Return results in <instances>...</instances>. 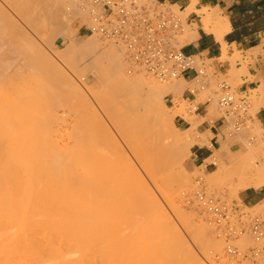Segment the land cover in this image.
I'll return each mask as SVG.
<instances>
[{
  "label": "bare ground",
  "instance_id": "1",
  "mask_svg": "<svg viewBox=\"0 0 264 264\" xmlns=\"http://www.w3.org/2000/svg\"><path fill=\"white\" fill-rule=\"evenodd\" d=\"M16 2L18 1L16 0ZM23 2H24L23 5L28 2V4H30L31 6L26 4L24 13L22 12V10L20 11L23 14L25 13L32 14V12L35 13V17L36 19H38V21L39 20L49 21V25L53 29L51 30L53 32L52 34H50V36L52 35L53 37L58 36L60 38L59 42H62L65 39H72L74 36L78 34L79 30L75 28L77 22H79L78 23L79 26L83 24H87V25L91 24V21L89 19L90 16L89 11L80 7L78 4L79 3L78 0H23ZM197 2L198 0H192L191 6L188 9H186L188 14L194 11ZM19 5L23 7L21 3ZM174 7L178 8L177 5ZM17 11H18L17 17L20 16L23 19L24 18L23 14L20 12L21 14L20 15L19 10H16V12ZM196 13H198L199 15H206V17L204 18V23H205L204 29H206L208 32L216 33L218 38H220L221 40L223 38V35L227 31V21L226 19H223L220 16V11L218 7L205 8L202 11L201 10L197 11ZM20 17L18 19H20ZM7 22L9 23V21ZM2 26L4 25H0V27ZM10 28L12 27H9V29L7 28L8 29L7 31H9ZM35 28L37 29L36 26ZM3 30L6 31L5 26L4 29H1L2 33H0V36H2V34L3 35L6 34L5 31ZM12 30H14L16 34L21 35V37L23 38L20 39L21 41L19 43L17 41L19 38L1 39L0 51H2V53L0 52V54H3L4 52L7 53L10 52V55H12L13 57L15 54H17L19 55L18 57H20L19 60H21L24 65H26L28 63L26 59H29L27 51H31L33 48L35 49L36 43L32 41V38H30V36H26L27 32H25L26 31L25 28L23 29L21 26L19 28L15 24L14 29ZM14 32L13 33L9 32L10 33L9 38L10 37L12 38L11 35H13ZM98 36L100 35L91 34L88 36L80 37L79 39L70 43L71 46L69 48H67L68 45L67 47H65L66 49H68V51L67 50L66 51L70 52L71 55L69 53L67 54H69L71 57H67V55L64 54L66 52L63 53L61 52L62 53L61 56L63 57L65 56L66 59L70 58L69 59L71 64L70 68H73V70L81 69L80 71L83 72L90 70L100 79L101 78L107 79V75H109L108 77L114 78V80H116V82L118 83L116 93L118 94L120 93L122 97L124 96L127 100H129V103L130 101L133 102L132 106L134 105L139 110V113L145 115V118L142 121V126L145 128L144 129L145 131L150 133L148 134V137L147 135H145L144 138L143 137L141 138V141L138 140L137 142L134 143L128 142L127 144H118V143L107 144V149L109 152L108 157L103 161V163L102 162L99 163L97 160H94L93 154L94 151H96L98 146H100L101 144H85V148L88 149V153L81 156L77 146L75 144H69V138L67 140L68 144L66 142H65L66 144H58V143L55 144L53 143L54 139L52 138L51 135L50 138L53 140H51L52 142L51 141L50 142L52 144L48 143L47 141L48 138L47 140L45 139L46 137H48V135L46 137L44 136L45 134L48 133L43 134L42 126L45 127L49 121L50 123L53 122H51L52 120H49L46 124L43 125L44 120L41 118L43 117V114L46 117L44 112H46V110L48 111L49 106L34 104L31 106V108L28 107V110L26 107L27 111L23 110L25 112L21 111L22 113L20 114L17 113L18 122H15L14 125L17 123L19 126H21L19 129L17 127L18 130L16 133L17 134L16 137H18L19 134L20 138L18 137L13 139L12 136H10V138L14 140V143L18 141L16 139H19V142L21 144L20 143L17 144L18 142L15 144L13 143L10 144L11 142L6 144V140L7 141L10 140V139L9 140L6 139L9 138L7 136L10 135V132L8 133L9 135L6 136L3 135L6 134L5 132H0V138L3 136V138L0 139V142L2 140V144H0V264H82V260L83 262H85L84 259L85 258L88 259V256H90L89 254L90 251L92 252V249L91 248L88 249V246H86L85 243L87 241L92 242L91 241L93 238L92 232L94 230L93 227H92L93 230L91 229V226L93 225V224L91 225V223L93 222L92 219H96V217L99 215V214L96 215V211H98L96 210L97 209L96 205H98L99 203L95 205L96 207L93 206L94 204L93 201L91 200L92 198L91 192L96 191L94 193L96 194L98 193L97 190L103 192L106 191V193L110 198L109 204L113 206L111 207V210L113 208V211L115 212L117 211L116 214L121 213L118 212V209L122 211V213H124L125 216L129 215L130 213L132 215V213L134 212L138 213L139 210H140L139 212L144 213L142 212V209L143 210L145 209L144 207L145 202L148 199H151V196L154 197V194L151 192L153 194L151 195L147 183L142 178L143 176L140 175L143 166L144 165L146 166V164L149 162L147 157H146L147 158L146 161V159L144 158L143 151L141 150L142 146L144 145L142 143L144 141L152 142L151 145H153V148L158 150L157 156H160L159 158L160 160H158V157L155 156L157 157V159L156 158L153 159L154 160L153 162L155 163L157 162V163L152 164V166L155 165L154 168L155 167L156 168L155 169L153 168L152 170V168L146 167L144 170L148 168L150 169L149 170L150 172L153 171L155 172V173L153 172L154 174H152L154 178L151 177L149 178L152 180L157 179V177L160 180L163 174L164 175H166L165 173L169 174L168 175L169 177L167 176V179L169 178L167 181L170 184H168L167 187L168 190H166L167 194L166 192L165 194L167 195L166 197L171 198L174 194V188L176 189L177 185L181 186V177L172 173L173 170L176 168V166H178L177 165L178 159L176 156L177 152H179L182 146V148L184 147L187 153V151L189 152L192 146H194L198 142L200 143L203 140V139H201V141L200 139L198 140L195 137L196 135H194L192 131L191 132L188 131L187 132L188 142L184 143L183 145L180 144L179 140L176 137L168 136L167 133L163 131V127L165 123H168L170 127L177 130L175 124L173 123V117L175 118L176 115L175 116L173 115L170 119L167 120L158 115L161 108H164V100L167 96L171 94L173 95L181 94L183 90V82H185L184 78L179 79V82L176 83L174 82L169 85L168 84L157 85L154 84L153 81L148 83L142 79H137L135 81L126 79L124 73V67H123L124 55L122 54L123 51L122 48L119 45L118 46L114 45L115 43L112 44L101 43L99 41ZM195 36H196L195 33L187 32L182 35L181 40L183 41V43L187 44L189 43L188 41L194 39ZM39 43L40 42H38V44ZM41 48L39 50L36 48V50L38 51L33 49L32 52L34 51L35 52L34 53L31 52L32 55L34 56L33 59H35V61H39V63L43 65V67H39V68L44 69L45 74H47V76L49 75L50 79H56V78L66 79L68 76L61 70L59 64L53 61L55 58L52 59L53 56L52 58H50L47 54H44L45 52L40 51ZM32 55L30 56L32 57ZM0 56H1L0 62H2L4 57L6 58L8 57V56L3 57V55ZM24 56L26 57V59H24ZM9 58L10 57H8V59ZM10 59H12L11 60L12 62L13 58L11 57ZM35 61L33 62L35 63ZM9 62L10 61H8V63L5 64L9 65ZM35 65L33 67H35ZM7 69L9 68L7 67ZM36 69H38V67ZM40 69L39 72L41 73ZM82 69H85L86 71ZM5 73L6 71L4 72L3 76L5 75ZM31 81H35V80L32 78ZM47 82L37 83L36 81V83L38 84L36 89L40 91L50 90L52 85L49 83V81ZM4 84L0 86H3ZM35 87L36 86H34V89ZM75 88L76 90H78L76 85H74V89ZM1 89L3 90L2 87ZM36 89H35V93L37 91ZM2 92L4 93V91ZM259 92L261 97L260 102L263 103L264 87H260ZM55 93H57L58 95V91ZM13 95L14 96L19 95V91L18 89H16V86ZM62 96L64 97L65 100L66 96L65 95ZM31 99L34 100V98ZM58 101L59 99L57 100V102ZM63 102L64 101H62V103ZM50 103L52 104V102ZM64 103L66 104V101ZM212 113L213 114L216 113L215 106L212 108ZM5 114L7 115V113ZM45 117L44 119H47ZM55 124L56 123H54V125ZM8 125L10 124L8 123ZM16 126H14L15 129ZM11 134H13V131H11ZM43 136L45 141H47L46 144L45 143L40 144V142L43 139ZM69 137H71V135ZM4 141L5 144L3 143ZM26 141L29 144L26 143ZM22 142H24V144H22ZM230 145L226 144L225 148H229ZM246 146L247 147L244 149L230 150L231 154L228 151V153L231 155L233 160L236 159L238 160V165H236V169L238 171L237 175L239 176L238 177L239 182L237 185L242 190H247L252 187L260 188L264 185V166L259 165L256 160H258L260 156L264 155V144L262 143L258 144V148L256 150L249 149L248 145ZM126 149L131 151L130 155H126ZM251 155L254 156V159L251 157ZM250 157L252 159L251 162H250ZM77 166L80 169L83 168V170H86L87 168L90 174H87L86 171V173L85 174L83 173L82 175V171L80 169L76 170ZM138 167H141V169H139L140 172L137 169ZM226 169L227 168L223 166L222 168L218 169L215 173H212V179H211L212 182H217V180L220 181L221 179H224L223 177H226L225 174L227 173ZM147 171L148 170H146L145 173ZM127 172L130 173L131 176L125 177L124 174ZM149 174L151 176V173ZM160 175L161 178H159ZM158 179L156 181H158ZM235 190L233 192H235ZM237 192L239 191L236 190L235 192L236 195ZM171 206H172L171 209H173V211L175 210L174 212L179 211L178 205L172 203ZM108 207L109 205L104 208L100 207L101 209H103L100 215V219L103 214V211L106 210ZM114 207H116L115 210ZM101 209L99 210L101 211ZM159 210L160 209L157 210L158 214L161 213L162 215L166 213V211L163 208H161V211ZM106 211H104L105 215L108 212L110 214V210H106ZM144 211L146 212V210ZM162 211L164 213H162ZM136 214L133 215L136 216ZM161 215L160 217L165 216V215L162 216ZM141 216H143V214ZM106 217L104 216L103 217L104 219L102 218L101 220L107 223L105 219ZM168 221L171 222L170 220ZM184 222L185 225L192 230V232H196L199 233L200 235L201 234L204 235L203 242L204 243L209 242L212 245L211 246L208 244V246H210L209 249L207 248L208 250H210L211 247L213 250V248L216 247V245L217 247L218 246L220 247V245L216 244L215 241H213V239L216 240L215 237L216 235L213 234L214 237L211 238L210 234L212 235V233L208 232V230L204 227V225L197 226L189 218H186ZM169 224L171 225V223ZM97 227L98 226H96V228ZM101 227L102 225L99 226L100 229ZM103 227L105 228L104 225ZM210 238L212 239L213 244L210 241L211 240ZM93 242H95V240ZM217 247H216L217 252L215 251V253H219V251L221 253L223 247L222 246L220 248ZM179 248L180 251L188 255H193L194 253V251L192 252L188 243L185 242L180 243ZM217 249H221V250L218 251ZM211 253L210 255L215 254L214 250L213 253L212 254Z\"/></svg>",
  "mask_w": 264,
  "mask_h": 264
},
{
  "label": "rangeland",
  "instance_id": "2",
  "mask_svg": "<svg viewBox=\"0 0 264 264\" xmlns=\"http://www.w3.org/2000/svg\"><path fill=\"white\" fill-rule=\"evenodd\" d=\"M17 1L18 2H16V0H0V25H4L6 29V31L3 30L5 31L6 34L5 35L2 34V36H0V40L19 38L17 40L19 43L21 41L20 39L23 37H21V35L19 34H16L14 30L12 29H14L15 24L19 28L20 26L23 29L25 28L26 31L25 30L24 31L27 32L26 36H30V38H32V41L36 43L35 47L38 50L42 47L40 51L45 52L44 54H47L50 58H52L53 56L52 59L55 58L53 61L59 64L61 70L68 77L66 79H61V78L50 79L49 75L47 76V74H45L44 69L39 68V67H43V65L39 63V61H35V59H33L34 56L32 55V53H34L35 51L32 52V50L34 48L31 51H27L28 53L26 52L28 54L29 59H26V57L24 56V59H26L28 62L26 65H24L23 62L19 60L20 58L18 57L19 55L15 54L13 57L12 55H10V52L7 53L3 51L4 53L0 55H3V57L8 56L10 58L11 57L13 58V61L11 62L12 59L10 58L8 59V57L7 58L4 57L5 58L4 60V58L2 57L4 62L3 60L2 62H0V65H1L0 66V71H1L0 82L2 84L5 83L3 85L4 87L0 86V120L2 121V122L0 121L1 123L0 132H5L6 134H3L5 136L9 135L8 133L10 132V135L7 136L9 138H6V139L11 140L12 138H10V136H12L13 139L19 137V134H18V137H16L17 136L16 133H17V130L21 126H19L17 123H16L17 126L16 124L14 125L15 122H18L17 113L20 114L22 112L27 111L28 107L31 108V106L34 104L49 106L48 111L46 110V112H44L46 117L43 114V117L41 118L44 120L43 125L46 124L49 120H52L51 122H53V123H50L49 121L45 127L42 126L43 134L48 133L44 135L45 137L48 135V137L45 138L46 140L48 138L47 140L48 143L52 144L51 140L54 139L55 141L53 140V143L55 144L56 143L58 144L67 143L68 144L67 140L69 138V144H75L77 148L79 149L77 150L79 151L81 156L88 153V149L85 148V144H101L100 146H98L97 150L94 151V154H93L94 160H97L99 163L100 162L103 163V161L108 157L109 152L107 149V144H116V143L127 144L128 142L134 143V142H137L138 140L141 141V138L142 137L144 138L145 135H147L148 137V134L150 132L145 131L144 130L145 128L142 126V121L144 120L145 115H142L141 113H139V110L134 105L132 106L133 102L130 101L129 103V100H127L124 96L122 97L120 93L119 94L116 93L118 83L116 82V80H114V78L108 77L109 75H107V79H102V78L100 79L97 75H95L90 70L86 71L85 69H82V70H85L86 72L80 71L81 69L73 70V68H70L71 66L70 61H69L70 58L66 59L65 56H64L65 58L61 56L63 52H66L64 54L67 55V57H71L70 52H67L68 49H66L65 47H67L68 45L67 48H69L71 46L70 43L74 42L80 37L91 35V34H88L85 30V27H83L86 24L79 26L78 25L79 22H77L75 25V28L79 30L78 34L74 36L72 39H65L62 42H59L60 38L58 36H55V37H53V35L50 36V34H52L53 32L51 30L53 29L50 27L49 21L47 20L38 21V19H36L35 17V13L33 12L32 14H29V13L28 14L25 13L26 15L23 14L24 9L26 8V4H28V2L25 3L24 4L25 6H24L23 0L22 1L17 0ZM20 3L23 5V7L19 5ZM28 5L31 6L30 4ZM15 9L19 10V14L21 12L20 10H22L23 13L22 12L21 13L23 14L24 18L22 19L19 16L20 19L22 20L18 19L19 18L17 17L18 11L16 12ZM172 10L173 12L181 16L183 22L185 23V16L188 14L187 10H186L187 12L186 14L181 13L180 10L178 8L175 9V7L172 8ZM7 21H9V23ZM6 24L9 26H7ZM4 26H2L3 28L0 27V33H2L1 29H4ZM35 26L37 27V29L35 28ZM6 27L8 29L9 27H12V28H10V30L7 31L8 29ZM9 32L10 33L14 32V34L11 35L12 38L11 37L9 38V35H10ZM181 37H182L181 33L176 37V45L179 49L183 45H185V43H183V41L181 40ZM33 38H36V39H33ZM98 38L101 43H107V44L115 43L110 40L107 41L106 39H103L100 36H98ZM38 42L40 43L38 44ZM114 45L118 46L119 44L115 43ZM119 46L123 50L122 51V54L124 55V56L122 55L124 58L123 67H124V73H125L126 79H130L131 81L142 79L148 83L153 81V83L157 85L158 84L159 85H163V84L169 85L174 82L175 83L179 82V79H175V80L169 81L168 83L167 82L163 83V82L158 81L153 76L146 75L144 72L140 71L137 68L133 69V67L129 64V62H127L124 48L121 45ZM36 48L34 50H36ZM0 52L2 53V51ZM67 53H69L70 55ZM30 55H32V57ZM240 59L241 58L239 56H235L232 59V63L235 65L236 62ZM28 60L29 61L31 60V61L29 62ZM8 61H10L9 65L5 64V63H8ZM33 61H35V63ZM36 62L39 64H37ZM32 64L34 65L36 64L35 67H33L34 65ZM7 67L10 70L7 69ZM37 67L38 69H36ZM39 69L41 73L39 72ZM5 71L7 74L5 73V75L3 76ZM130 71H132V73H130ZM206 73L208 76V80L210 79L208 81L209 89L199 94V97L197 96V101L195 103L192 104L189 101H185L187 90L193 87L194 83L188 84L187 82H183V90L181 94L180 95L171 94L167 96L164 100V108H161L158 114L159 116H161L162 118L166 120L170 119L173 115L174 116L176 115L175 118L173 117V123L175 122V119L177 116L184 117L185 120L193 124L194 127L192 129H194V134L196 135L195 136L196 138L199 137V134L196 130L199 123L197 122V117L195 116L197 104L201 102L205 103L211 100V106L209 107L211 117H209L207 120L215 121L217 119L223 118L225 117V113H223L222 109L219 106V99L222 93L218 86L220 85V83L226 81L231 84L234 92H236V88L238 85V83L235 81V78L237 76L236 74H232L229 79H226L224 77H220V78L213 77L212 75L213 72L210 69H207ZM1 75L3 76V78ZM32 78L35 81H31ZM36 81L37 83L49 81V83L54 88L50 85L51 86L50 90H46V91L37 90L36 88L38 84L36 83ZM1 83L0 85H2ZM13 84L16 86V89H18L19 91L18 96L13 95V92L15 89V86ZM74 85H76L78 90H76V88L74 89ZM34 86H36L35 87V89L37 90L36 93H35ZM1 87L3 88V90L1 89ZM2 91H4V93ZM57 91H58V95L57 93H55ZM40 93L41 94L43 93V94L41 95ZM62 95L66 96L65 100ZM31 98H34V100ZM249 98L252 104V109L250 111L252 120L248 122V126H250V129L248 131H244V132H241L233 136H230L228 133V129L227 130L225 129L226 138L223 139L222 137H220L221 145L218 147V150H215L214 157L208 160L206 165L200 168H194L193 166H191L190 165V156H191L190 150L191 149L189 150V152L187 151L186 153L184 147L182 148L181 146L182 149L180 148L179 152H177L176 154L177 159H178V164H177L178 166H176V168L172 172L173 174L181 177V186L177 185L176 189L174 188V194L171 198L166 197L167 196L166 190H168L167 187H168V184H170L167 181L169 179V178L167 179V176L169 174L167 173H165L166 175L161 174L162 178H161V175L159 177L161 178L160 180L157 177L158 181H156L157 179H153V180L149 179L150 177L154 178L152 174H154L155 172L154 171H153L154 173L150 172L149 171L150 169H148L150 167L153 170L155 166V165L152 166V164L155 163L153 162L154 161L153 159L155 158L157 159L158 157V160H160L159 159L160 156H157L158 150L153 148V145H151L152 142H149V141H144L142 143L144 144L142 146V148L144 149L141 148L144 154V158L146 159V161L148 158L149 162L147 164L145 163L146 166L144 165L145 167L143 166V169H141V167L137 168L139 172H140L139 169L142 170L141 171L142 173L140 172V175L143 176L142 178L147 183L150 193L152 192L154 194V197L151 196V199H148L144 204V207H145L144 210H146V212L142 209V212L144 213L139 212L140 211L139 210L138 213L134 212L132 213V215L130 213L129 215L125 216V214L122 213V211H120L117 208L118 212H121L122 215L121 213L116 214L117 211L116 212L113 211V208L111 210V207L113 206L109 204L110 198L108 194L106 193V191L103 192V191L97 190L98 193L96 194H94L96 191H92L91 192L92 195L91 194L90 195L92 196L91 200L93 201V204H94L93 206H95L98 203L99 204L101 203V204L96 205L97 207L95 206L97 208L96 210H98L96 211V215L98 214L99 215L96 217V219H92L93 222L91 223V225L93 224L91 226V229L93 230L94 228L96 233L93 230L92 232L93 238L91 240L92 242L87 241L85 243V245L88 246V249L89 248L92 249V252L90 251L91 250L90 249L89 250L90 256H88V259L86 258L84 259L85 262H83L82 260V264H87V263L91 264V262L92 264H228L226 260H217V256L224 254V249L226 247L225 241L219 237L218 227L210 221V217H208L201 208H199L196 205L191 206L188 204L187 201L190 196L195 195V192L197 191V181H201L204 191L206 192L208 196L221 199L222 201L226 202L230 206H238L241 208L242 212H245V213H249V214H262L263 213L264 203L254 208H249L242 204L239 198V195L243 190L239 188L237 185L239 182L238 181L239 176L237 175L238 171L236 169V165H238V160L237 159L233 160V158L230 155L231 154L230 150L232 149H244L247 147L246 145H248L249 149L256 150L258 148V144H261V143L264 144V128L261 126V124H259L256 118V115L258 111L261 109V107H263L264 102L261 103L259 101L260 99L259 91L253 92L249 96ZM58 99L59 101L57 102ZM11 100H14V101H11ZM62 101L64 102L66 101V104L64 102L62 103ZM50 102H52V104ZM214 106L216 109L215 114L212 113V108ZM26 107H27V110H26ZM4 112L7 113V115ZM7 116L11 118H8ZM44 117L47 119H44ZM8 123L10 125H8ZM54 123L56 124L54 125ZM14 126H16V129ZM176 128L177 130L170 127L168 123H165L163 127V131L167 133L168 136L176 137L179 140V143L182 145L188 142L187 133H186L187 131L179 127H176ZM11 131H13V134H11ZM69 132H70L71 137H69L70 136ZM60 134L63 136V138ZM51 135L53 139L50 138ZM44 136L41 141L42 143L40 142V144L47 143V141H45L44 139ZM2 138L3 136L0 139ZM252 138L253 140H251ZM10 140L9 141L6 140V144L10 142H11L10 144L12 143L15 144L17 142H18L17 144L20 143L19 139H16L18 141L15 143H14V140L13 141L12 140L10 141ZM24 142H22V144H24ZM3 143L5 144V141ZM26 143L28 142L26 141ZM0 144H2V140ZM226 144H229V145L231 144V145L229 146V148H225ZM228 151L230 154L228 153ZM130 154H131V151L126 149V155H130ZM152 155L154 156V158ZM251 157L254 159V156L251 155ZM251 157H250V162L252 160ZM256 161L259 165L264 166V155L260 156V158ZM223 166L227 168L226 169L227 173L225 174L226 177H223L224 179H221L220 181L217 180V182H212L211 180L212 173H215L218 169L222 168ZM146 167H148L146 169L149 171V172L147 171L148 173L147 172L145 173L146 170L144 169ZM78 169L80 168H78L77 166L76 170ZM80 170L82 171V175L83 173L85 174L86 171H87V174H90L87 168L86 170H83V168H81ZM149 173H151V176ZM124 176L129 177L131 175L130 173L127 172L124 174ZM262 187H264V185ZM235 189L239 191L237 192V195L235 193L236 192ZM93 190H96V189H93ZM234 190L235 192H233ZM152 193L151 195H153ZM95 197L98 199H96ZM172 203L179 206L178 212H174L175 210L173 211V209H171ZM108 205L109 207L106 210H110L111 215L109 214V212L106 213L105 215L104 211L106 210H104L102 214V216L104 215L105 217L108 215L107 216L108 218L107 217L105 218L107 221L106 223L105 221L103 222L101 220L104 216L103 217L101 216V219H100V215L103 210L100 207L104 208ZM98 208L101 209V211ZM161 208H163L166 211L167 214L166 213L162 214L165 216L167 215L166 217L162 216L161 213L158 214L157 210L160 209L159 211H161ZM115 209L116 207H114V210ZM162 213L164 212L162 211ZM133 214H136V216ZM142 214L143 216H141ZM160 215L162 217H160ZM186 218L191 219L193 223L197 226L204 225V227L208 230V232L212 233V235L210 234L211 238L214 237V235H216L215 236L216 240L213 239V241H215L216 244L220 245V247L221 246L223 247V250L217 249L218 251L221 250V253L220 251L219 253H215L216 247H217V245L215 244L216 247H214L213 245V247L215 248V249L213 248L215 254L210 255L211 252L213 253V250H212V247L210 248V250H208L210 247L208 246V244L209 245L211 244L209 242L204 243L203 242L204 235L202 234L200 235L199 233L192 232V230L185 225L184 221ZM99 220H101L102 222ZM168 220H170L171 222H169ZM169 223H171V225ZM101 225H102L101 227L102 230L99 228V226ZM103 225L105 226V228L103 227ZM96 226H98L97 227L98 229L96 228ZM94 240L95 242H93ZM210 241L213 244L212 239ZM184 242L189 244V247L191 248L192 252L194 251L193 255H188L180 251L179 245L180 243H184ZM232 243L233 245L241 248L245 253H248L250 248H253L255 246L253 239L248 234L241 236L236 240H233ZM220 247L218 246L217 248H220ZM263 247H264V244H263ZM263 261H264V250L262 251L261 255L255 261L245 260L242 264H263Z\"/></svg>",
  "mask_w": 264,
  "mask_h": 264
},
{
  "label": "built area",
  "instance_id": "3",
  "mask_svg": "<svg viewBox=\"0 0 264 264\" xmlns=\"http://www.w3.org/2000/svg\"><path fill=\"white\" fill-rule=\"evenodd\" d=\"M79 6L89 11L90 25H84L88 34H98L121 45L127 61L148 76L166 83L195 73L194 86L187 94L196 97L208 88L205 67L193 57L184 54L176 45V37L183 31L184 22L178 14L157 0H78ZM132 73V71H130ZM222 93L219 106L225 113L230 136L248 131L252 120L249 96L234 92L230 83H220ZM253 140V138L251 139ZM188 204L198 206L219 229L225 241L224 254L217 260L228 264L255 261L264 250V211L262 214L242 212L221 199L208 196L201 181ZM250 235L255 246L245 253L232 244L233 240Z\"/></svg>",
  "mask_w": 264,
  "mask_h": 264
},
{
  "label": "crops",
  "instance_id": "4",
  "mask_svg": "<svg viewBox=\"0 0 264 264\" xmlns=\"http://www.w3.org/2000/svg\"><path fill=\"white\" fill-rule=\"evenodd\" d=\"M157 2L171 10L177 5L183 14L187 13L186 9L192 4V0ZM209 7H218L220 16L227 21V31L221 40L216 33L204 29L206 15L196 13ZM187 32L195 33L196 36L180 50L188 56L195 57L206 70H212L213 77L229 79L232 74H236L235 81L238 83L236 92L241 95L250 96L253 92L259 91L260 87H264V0H198L194 11L185 16L181 35ZM235 56L241 59L234 65L232 59ZM194 77L195 73L190 72L184 76V80L192 84L195 81ZM185 101L193 104L197 101V96L191 97L187 94ZM210 106L211 100L201 102L197 104L195 111L199 123L196 129L199 134L197 139L200 141L203 139V142H198L191 148L190 165L194 168L206 165L221 145L220 137L226 138L227 120L225 117L215 121L207 120L211 117ZM256 118L264 128V106L258 111ZM174 124L194 134L193 124L184 117L177 116ZM239 198L244 206L254 208L264 203V187L243 190Z\"/></svg>",
  "mask_w": 264,
  "mask_h": 264
}]
</instances>
